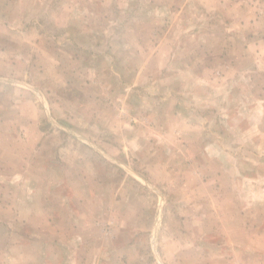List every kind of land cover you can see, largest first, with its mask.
<instances>
[{
    "label": "rangeland",
    "instance_id": "obj_1",
    "mask_svg": "<svg viewBox=\"0 0 264 264\" xmlns=\"http://www.w3.org/2000/svg\"><path fill=\"white\" fill-rule=\"evenodd\" d=\"M0 264H264V0H0Z\"/></svg>",
    "mask_w": 264,
    "mask_h": 264
}]
</instances>
